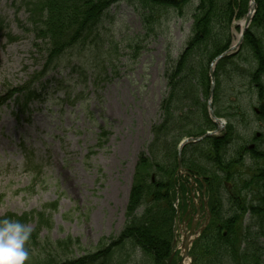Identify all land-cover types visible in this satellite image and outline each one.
Returning <instances> with one entry per match:
<instances>
[{
    "label": "rangeland",
    "instance_id": "374dc122",
    "mask_svg": "<svg viewBox=\"0 0 264 264\" xmlns=\"http://www.w3.org/2000/svg\"><path fill=\"white\" fill-rule=\"evenodd\" d=\"M25 1L0 0V94L7 87L27 82L43 63V54L33 45ZM196 4L192 0L183 15L173 10L154 11L155 20L149 24L142 20L149 9L120 1L101 19L100 42L88 40L67 51L57 69L42 78L47 86L39 101H31L24 112H17L13 101L0 106V216L41 211L45 204L57 201L54 210H46L50 227L42 228L41 239L54 241L69 235L89 249L99 239L118 234L124 225L137 156L152 138L151 126L162 119L166 63L177 59L184 49ZM243 20L231 22L230 46L238 40ZM238 50L232 60L240 69L249 70V55ZM53 78L61 82L60 88L48 84ZM221 79L227 89L241 91L238 98L244 110V116L237 115L234 95L228 96L227 106L234 113L229 117L234 125L231 145L243 139L264 150V120L258 122L253 112L259 104L257 95L247 82L242 85L241 79H231L228 72L222 71ZM218 104H212L213 111ZM188 116V120L195 118ZM179 118L176 111L173 120ZM217 119L221 123L210 119L213 130L219 127L214 136L224 130L228 120ZM101 130L107 132V138L97 145ZM27 156L32 162L28 165ZM247 157L243 153L241 160ZM247 168V164L239 166L241 177L251 172ZM201 200L197 201L199 207ZM191 212L189 205V215L184 217L187 227L183 215L177 214L175 221L177 264H181V233L192 218L197 228L206 220L203 213L197 217L192 213L190 219ZM139 259L137 254L129 264H138Z\"/></svg>",
    "mask_w": 264,
    "mask_h": 264
},
{
    "label": "trees",
    "instance_id": "16d2710c",
    "mask_svg": "<svg viewBox=\"0 0 264 264\" xmlns=\"http://www.w3.org/2000/svg\"><path fill=\"white\" fill-rule=\"evenodd\" d=\"M120 1L149 9L142 20L150 24L155 20L154 11L173 10L183 15L192 0H26L33 45L43 54V63L27 82L6 88L0 94V106L13 101L17 112H24L31 101L41 99L47 86L42 78L57 69L67 51L88 40L100 42L101 19ZM248 3L249 0H197L185 47L177 59L166 63V92L160 102L162 119L151 126L152 138L137 156L124 225L118 234L101 238L95 246L85 249L79 239L69 235L54 241L41 239L42 228L50 227L46 210H54L57 201L45 204L41 211L8 212L0 220L34 223L25 245L29 251L25 264H129L137 254L138 264H177L173 251L177 209L181 215L187 213L190 195L188 176L177 170V147L183 138L200 136L213 127L206 109L208 66L230 46L231 22L244 17ZM254 3L255 12L238 50L249 55L247 63L251 68L236 66L234 53L221 58L214 68L212 104L219 102L214 114L228 118L227 125L218 136L188 143L182 149L181 164L195 178L198 190L203 191L208 216L207 224L190 247V264H264V150L251 147L243 139L236 146L231 145L234 125L229 117L234 113L227 106L228 96L234 95L237 115L244 116V110L238 98L241 91L227 89L221 79L225 71L231 79H241L242 85L247 82L259 100L258 112L253 109L256 120H264V0ZM2 27L0 19V30ZM9 39L14 41L15 37ZM60 83L54 78L48 81L56 88H60ZM176 111L180 118L173 120ZM189 114L195 118L188 120ZM106 138L107 132L101 130L97 145ZM243 153H248L246 160H241ZM28 156L29 164L32 162ZM245 163L251 172L241 177L239 166Z\"/></svg>",
    "mask_w": 264,
    "mask_h": 264
},
{
    "label": "clouds",
    "instance_id": "9594fccd",
    "mask_svg": "<svg viewBox=\"0 0 264 264\" xmlns=\"http://www.w3.org/2000/svg\"><path fill=\"white\" fill-rule=\"evenodd\" d=\"M33 229L18 220H0V264H25L29 259L26 243Z\"/></svg>",
    "mask_w": 264,
    "mask_h": 264
},
{
    "label": "water",
    "instance_id": "95a60500",
    "mask_svg": "<svg viewBox=\"0 0 264 264\" xmlns=\"http://www.w3.org/2000/svg\"><path fill=\"white\" fill-rule=\"evenodd\" d=\"M249 9H251V14H250V13H247V15H246V17H245V20H244V22H243V28H242V30H241V32H240V34H239V38H238L237 43H236L234 46H232L231 48H229L228 50H226L225 52H223L222 54L218 55V56L214 59L213 63H214L215 61H217L219 58H221L224 54H226L227 52L231 51L232 48L237 47V46L241 43L242 38H243V34H244L246 28L248 27L249 22H250L251 17H252V13L254 12V2H253V0H250ZM209 74H210V78L213 79V70H212L211 68H210V70H209ZM211 89H212V87H211ZM211 89H210V94H211ZM209 114H210L212 117H214L210 105H209ZM215 120H217V118H215ZM210 134H211V132H207V133H205L204 135H202L201 137H196V138H195V137H188V138L183 139V140L180 142V144H179V148H178V151H177V164H178V168H179V170L185 172V173L188 175V173L184 170V168H183L182 165H181V149H182V147L185 145V143L190 142V141H191V142L199 141L200 139H202V138H204V137H206V136H208V135H210ZM194 226H195V224H193V225L191 226V228L189 229L188 233L185 234V235L183 236V238H182V244H181V246H182V248H183V254H182L181 262H182L185 258H188L189 244L193 241V239L191 238V235H192V233H193Z\"/></svg>",
    "mask_w": 264,
    "mask_h": 264
},
{
    "label": "bare ground",
    "instance_id": "6f19581e",
    "mask_svg": "<svg viewBox=\"0 0 264 264\" xmlns=\"http://www.w3.org/2000/svg\"><path fill=\"white\" fill-rule=\"evenodd\" d=\"M235 42H237V40H236ZM185 264H186V263H185Z\"/></svg>",
    "mask_w": 264,
    "mask_h": 264
}]
</instances>
